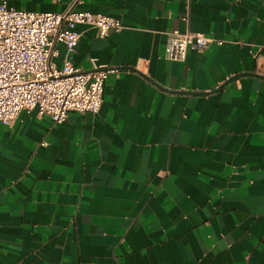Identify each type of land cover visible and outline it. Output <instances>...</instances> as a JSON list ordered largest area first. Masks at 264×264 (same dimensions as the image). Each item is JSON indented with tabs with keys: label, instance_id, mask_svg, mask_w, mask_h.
Listing matches in <instances>:
<instances>
[{
	"label": "crops",
	"instance_id": "1",
	"mask_svg": "<svg viewBox=\"0 0 264 264\" xmlns=\"http://www.w3.org/2000/svg\"><path fill=\"white\" fill-rule=\"evenodd\" d=\"M71 0H0L63 12ZM98 113L0 124V264H264V0H84ZM215 39L184 61L169 34ZM223 41L219 44L218 41ZM61 67L66 48L58 44Z\"/></svg>",
	"mask_w": 264,
	"mask_h": 264
},
{
	"label": "built area",
	"instance_id": "2",
	"mask_svg": "<svg viewBox=\"0 0 264 264\" xmlns=\"http://www.w3.org/2000/svg\"><path fill=\"white\" fill-rule=\"evenodd\" d=\"M84 0H71L63 12H30L0 4V124L13 123L24 109L36 110L55 123L66 121L70 112L98 113L103 104L104 84L118 70L98 65L92 69L72 64L86 25L106 38L123 28L121 20L77 7ZM215 39L203 33L173 31L166 58L184 61L190 49L204 51ZM219 44L223 41L219 40ZM58 44L66 48L60 67Z\"/></svg>",
	"mask_w": 264,
	"mask_h": 264
}]
</instances>
